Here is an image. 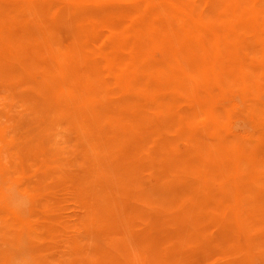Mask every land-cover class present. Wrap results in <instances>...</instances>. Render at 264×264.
<instances>
[{
	"label": "bare ground",
	"instance_id": "6f19581e",
	"mask_svg": "<svg viewBox=\"0 0 264 264\" xmlns=\"http://www.w3.org/2000/svg\"><path fill=\"white\" fill-rule=\"evenodd\" d=\"M250 1L254 5L248 13L240 8L247 0H219L223 11L214 12L218 9L215 2L211 6L214 10L207 14L177 0H132L133 7L149 15L158 11L178 18L180 35L176 34L178 39L171 36L174 29L169 22L159 27L154 25L156 22L150 23L149 40L156 45L153 58L134 51L120 64L125 71L115 70V59L106 58L105 65L93 60L87 41L77 39L78 44L75 41L63 48L66 25L61 23L55 24L60 28L44 27L34 35L36 41L37 36L45 37L52 66L40 95L54 104L59 116L71 119L90 144L93 185L88 197L98 202L92 206L89 200L85 204L92 209L91 221L106 219L114 225L126 219L125 224L136 235L134 222L148 227L151 212L169 203L173 192H179L181 202L175 205L179 214L161 215L169 218L177 233L168 234L167 243L156 240L155 246L148 247L161 264H178L186 245L195 250L196 256L206 253V262L214 259L212 264H264V0ZM36 2L32 4L33 21L40 19ZM95 2L100 5L98 0ZM5 26L0 27L4 30L0 37V70L28 76L31 63L7 38L13 30ZM78 47L95 68L97 83L100 81L114 94L111 99L109 91V96L104 94L106 88L95 86L93 77L90 80L73 71L77 62L74 49ZM163 161L165 165L156 175V163ZM158 179H169L172 186L156 185ZM4 182L0 181V202L5 210L19 217L36 210L32 194L27 195L15 185L5 187ZM114 189L120 195L113 194ZM131 194L134 196L129 203H119L125 212L122 217V210H116L113 203L117 205L120 198ZM204 222L210 225L203 227ZM127 235L131 236L130 232ZM144 242L139 239L141 246ZM139 250L132 248L136 253ZM20 252L22 256L26 253ZM114 254L112 258L105 256L119 259ZM25 256L28 260L29 255ZM108 259L102 257L99 262L107 264Z\"/></svg>",
	"mask_w": 264,
	"mask_h": 264
},
{
	"label": "rangeland",
	"instance_id": "374dc122",
	"mask_svg": "<svg viewBox=\"0 0 264 264\" xmlns=\"http://www.w3.org/2000/svg\"><path fill=\"white\" fill-rule=\"evenodd\" d=\"M33 1H38L35 5L40 8V15L38 16L40 19L34 21L31 20L34 18L31 14L35 13L32 7ZM98 1L100 2L99 6L95 0H46L44 2L43 0H0V27L3 28L6 24L5 27L9 28L10 32L13 30L10 36L7 35V38H10L17 49L24 53L26 59L22 56L23 59L34 66L28 63L32 68V72L29 69L28 76L18 72L15 75L14 70L10 71V69L0 70V158L3 160L1 162L0 159V169L3 171L4 164L7 165L5 168L7 171H3L6 174H1L3 172L0 170V175L3 176V181L5 180V187L15 185L27 195L32 194L36 198V210L27 212V217L23 215V219L21 218L22 215L19 217L16 213L5 210L2 202H0V264H11L16 260L18 262L16 261L14 264H39V262L40 264H100L99 261L102 260V257L103 260L105 255L112 258L114 253V256H119V259L115 257L114 259L117 260L115 261L105 256V260L109 258L108 260L111 261H107V264H118L119 260L120 264H127L131 261L132 256L134 260L138 255L140 257H137L136 261H131L132 264H161L157 260L158 258L151 251H148V247L155 246L156 240L161 244L167 243L168 234L175 235L177 233L169 218L161 215L165 213L169 215L179 214L175 209V205L181 202L178 197L179 194L177 195L179 192H173V195L169 196V203H166V206L158 207L156 211L151 212L150 220L152 221L148 227L139 225L140 222L138 223V221L134 222L136 227L133 232L136 235L125 224V222L127 223L126 219V221L119 219L114 225L106 223V219L96 222L93 218L91 221L92 209H88L85 204H88L89 200L92 206L98 202L92 197V199L88 197L93 185L92 170H90L92 169L93 156L90 144L84 138L85 136L80 135L71 119L59 116L54 104L50 103L43 94L40 95V89L52 68L48 59L49 49L45 37L40 35L37 36L39 40L34 39V35L41 28L51 27L54 29L53 27L57 23L58 25H66L64 37L61 40L63 48H67V44L72 45L75 41L78 44L77 39H81L83 42L87 41L95 56L93 60L101 61L105 65L107 63L105 62L106 58L108 61L115 59L118 62L115 66L116 71H125L126 69L120 65L124 64L123 59H128L139 50L147 57L153 58L156 45L155 47L152 45V38L148 32V26L152 25L150 23L156 22L154 25L159 27L162 23L167 22L168 24L169 22L170 28L174 29L173 32H170L171 36L179 38L178 18L172 19L164 13H158V11L149 15L150 13H146L144 9L133 7L131 5L132 0ZM177 1L198 13L205 12L207 14L210 13V10H214L213 7L211 9V6L215 2L217 6L219 4V0ZM247 1L241 3L240 8L248 13L254 2ZM220 9L222 7L219 5L214 12L216 13ZM220 11L222 12L223 9ZM140 24L144 25L142 28H137ZM1 28L0 37L4 32ZM55 28L60 27L56 26ZM145 28L146 30H144ZM57 35L55 34V36ZM81 50L80 47L74 49L77 62L75 63L76 66H73V71L90 80L93 77L94 81L97 72L83 57ZM56 52L59 53L58 48ZM188 65L190 64L185 63V67L190 69ZM89 73H91V77L88 76ZM92 74L94 75L92 76ZM97 80H95V86L99 89L106 88V92L103 90V93L105 92L106 95L110 92L108 99H111V95H114L112 91L107 90V87L100 81L97 83ZM2 138L4 139L3 142ZM164 165V161L156 163L155 167L159 169V171L154 170L156 175H159L163 169L159 167ZM7 167L9 168L7 169ZM2 179L0 177V181ZM170 181L169 179H158L155 183L167 188L171 185ZM113 194L120 195L115 189ZM1 195L2 193L0 198ZM132 195L120 198L121 200H118L117 205L113 203L117 206L116 210H122L124 201L126 204L129 203L134 196ZM94 198L96 197L94 196ZM120 201L123 204L119 205ZM89 210L90 214L87 215ZM119 212H121L122 217H125V214L123 216L124 210ZM121 225L124 227L122 228ZM209 225L208 222H204L202 226L208 227ZM119 229H125V232ZM117 230L125 233L124 237L121 233L120 236ZM128 230L130 235L132 233L133 238L127 235V233L129 234ZM113 233H116L120 238ZM110 236L115 238L109 239ZM128 236L131 237V240ZM135 237L136 239H134ZM139 239L141 243L142 239H145L143 246L139 244ZM173 242L178 243V240L173 239ZM19 243L23 245L21 246ZM123 246H132L133 251L140 250L139 253H136L137 251L133 252L132 248L128 247L125 248L127 251L125 249L122 251ZM136 246L138 248L134 249ZM182 250L180 257L182 259L178 264H212L214 262V259L206 262V253L200 252L196 256L195 250L189 249L188 245ZM17 251L18 253L26 251L27 254L24 253L23 258L20 252L18 258ZM107 251L109 252L106 253ZM144 251L146 254L143 253ZM127 254L130 256V261L128 257V261L125 258ZM25 255H29L27 256L28 260L25 259ZM29 260H31L30 263L27 262ZM145 260L147 261L145 262ZM121 261L123 262L121 263Z\"/></svg>",
	"mask_w": 264,
	"mask_h": 264
}]
</instances>
